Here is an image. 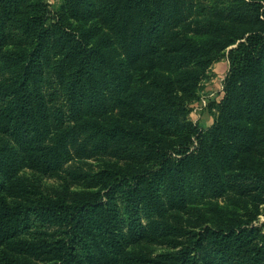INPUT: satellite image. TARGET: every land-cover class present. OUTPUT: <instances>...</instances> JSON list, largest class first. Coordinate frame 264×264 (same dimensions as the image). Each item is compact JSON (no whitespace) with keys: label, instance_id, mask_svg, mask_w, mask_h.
Wrapping results in <instances>:
<instances>
[{"label":"trees","instance_id":"16d2710c","mask_svg":"<svg viewBox=\"0 0 264 264\" xmlns=\"http://www.w3.org/2000/svg\"><path fill=\"white\" fill-rule=\"evenodd\" d=\"M230 1L193 27L190 0H0V264H264V0Z\"/></svg>","mask_w":264,"mask_h":264},{"label":"rangeland","instance_id":"374dc122","mask_svg":"<svg viewBox=\"0 0 264 264\" xmlns=\"http://www.w3.org/2000/svg\"><path fill=\"white\" fill-rule=\"evenodd\" d=\"M45 3L49 5V8L53 11L59 7L61 0H44ZM230 0H190V9L189 19L193 21V27H196V19H204L209 17H215L217 15V11L223 8L224 6L229 4ZM53 14V13H52ZM229 59L228 53L221 57L217 62H215L209 70L210 77L203 82L202 88L199 92V97L196 100L189 101V107L191 109L189 117L192 121L198 123L200 127L203 129H208L215 119V108H212L211 103L218 102L224 92H223V82L224 78L229 70ZM118 158L112 155L106 156H92L88 158H78L74 157L72 160L68 162V165L72 166H80L87 170H97L100 169L104 163L106 162H115ZM30 169H25L22 171V174H27L31 177ZM39 176V179L34 176V179L41 184V187L44 188L47 192H51L53 194L57 192L64 193L65 191L62 189L63 180L58 176H47L42 174H36ZM79 185L73 184L69 188L70 191L77 189ZM214 199L221 200V203H228L229 205H233L236 203V200L233 196L225 197V195H219ZM247 204V200H243L240 206L236 207V212L238 214H242L246 217V209L245 205ZM249 207L254 212H258L256 219L254 220V224L258 226H262L264 228V202H260L259 204H254V202H248ZM171 218H177L181 220H185V222H194L196 221V216L187 213L174 212V215L170 216ZM154 255H159L166 251L165 247H160L158 245L153 246Z\"/></svg>","mask_w":264,"mask_h":264}]
</instances>
